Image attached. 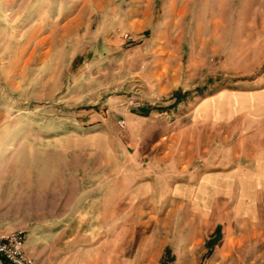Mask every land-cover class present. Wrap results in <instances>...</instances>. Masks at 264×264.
Wrapping results in <instances>:
<instances>
[{
  "label": "rangeland",
  "instance_id": "374dc122",
  "mask_svg": "<svg viewBox=\"0 0 264 264\" xmlns=\"http://www.w3.org/2000/svg\"><path fill=\"white\" fill-rule=\"evenodd\" d=\"M252 2L0 0V233L43 264H264Z\"/></svg>",
  "mask_w": 264,
  "mask_h": 264
},
{
  "label": "crops",
  "instance_id": "0c3cea01",
  "mask_svg": "<svg viewBox=\"0 0 264 264\" xmlns=\"http://www.w3.org/2000/svg\"><path fill=\"white\" fill-rule=\"evenodd\" d=\"M223 1V0H222ZM251 3V8H254L256 5L254 4L258 0H253ZM213 18V17H212ZM200 190L194 189L193 191L186 192L184 189L181 190V241L187 243L185 244V248L189 246V242L195 241L201 237V218L203 215V204L199 194ZM36 234V233H34ZM27 236L29 239V235H26L25 238V253L33 258L35 262L39 264H43L38 262L27 250L26 242ZM36 239V238H35ZM39 242H41V238H37ZM150 247L148 252L151 249L150 243H147L145 249ZM147 252V253H148ZM146 253V255H148ZM90 256V254H89ZM0 264H5L0 259Z\"/></svg>",
  "mask_w": 264,
  "mask_h": 264
},
{
  "label": "built area",
  "instance_id": "2783aa9c",
  "mask_svg": "<svg viewBox=\"0 0 264 264\" xmlns=\"http://www.w3.org/2000/svg\"><path fill=\"white\" fill-rule=\"evenodd\" d=\"M25 238L24 230L0 233V259L5 264H39L25 253Z\"/></svg>",
  "mask_w": 264,
  "mask_h": 264
},
{
  "label": "trees",
  "instance_id": "16d2710c",
  "mask_svg": "<svg viewBox=\"0 0 264 264\" xmlns=\"http://www.w3.org/2000/svg\"><path fill=\"white\" fill-rule=\"evenodd\" d=\"M180 97L181 96H180L179 93H175L174 98L177 99V102H180L181 101ZM219 238H220V236H219V229L217 228L216 231H215L214 238L211 239V240H209L207 242V246L209 247V249H211L212 245L216 244V242L219 240ZM168 252H169V249H166L165 254H168ZM162 264H165V263H162Z\"/></svg>",
  "mask_w": 264,
  "mask_h": 264
}]
</instances>
